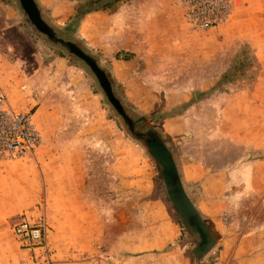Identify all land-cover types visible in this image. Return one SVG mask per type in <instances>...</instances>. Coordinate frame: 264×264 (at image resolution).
<instances>
[{
    "label": "rangeland",
    "instance_id": "374dc122",
    "mask_svg": "<svg viewBox=\"0 0 264 264\" xmlns=\"http://www.w3.org/2000/svg\"><path fill=\"white\" fill-rule=\"evenodd\" d=\"M40 1L50 38L30 24L20 0H0V85L12 107L35 113L41 136L34 158L0 166V264L27 256L13 234L23 217L46 222L57 264H232L220 252L223 235L191 201L216 242L200 261L193 256L195 241L157 163L78 54L105 71L125 115L156 133L180 178L200 170L197 181H181L189 198L208 203L202 184L225 168L226 153L234 165L264 160V0H235L228 22L207 31L191 30L174 0H120L81 19L95 0ZM230 138L245 142L231 146ZM74 154L77 202L63 198H73L66 182ZM253 185L262 192L243 195L238 217L263 220L264 176ZM234 216L222 209L215 221L224 231Z\"/></svg>",
    "mask_w": 264,
    "mask_h": 264
},
{
    "label": "crops",
    "instance_id": "0c3cea01",
    "mask_svg": "<svg viewBox=\"0 0 264 264\" xmlns=\"http://www.w3.org/2000/svg\"><path fill=\"white\" fill-rule=\"evenodd\" d=\"M42 3L44 4V1H42ZM38 4L40 7L42 6L40 0H38ZM6 6L14 11L12 3L7 4ZM34 116L35 113L33 115V122L36 126V119H34ZM229 140L231 144L229 142L228 144L231 146L234 141H237L233 138H230ZM244 142L245 139L242 138L240 143L235 142L234 144L238 146ZM229 154H225V168L209 173L207 180L202 184L204 190L211 197L207 200L208 203L202 202L198 198L189 199H191L203 217H209L212 219L215 231L223 235L224 240H222L223 242L220 251L222 257H231L233 259L232 264H237L238 260L240 261V264H264V219L259 220L251 216L238 217L242 209H244V204L240 200L243 195L258 194V192H262L254 187L253 180L256 177L264 176V160L250 163L246 158H240V160L234 165L233 162L237 159L235 158L234 160L232 157L229 158ZM70 158L72 163L67 167L70 168L73 176L66 182V184L72 187L71 193L73 194V198H68L64 195L63 198L77 202V200H79L81 186V176L79 177L81 172V159L75 154L71 155ZM193 170L194 172L189 175V178L186 176L187 172L182 171L181 179L183 180V183L187 179L197 181L203 177L198 168ZM67 199L66 201H68ZM222 209L230 210L231 214L233 211L235 213L233 219L231 218L232 222L228 225L227 229H224V231H222L221 226L215 221V217L217 218L218 214L222 212ZM64 233L65 237H67L68 234H71L70 231H65ZM56 238H58V236H56Z\"/></svg>",
    "mask_w": 264,
    "mask_h": 264
},
{
    "label": "built area",
    "instance_id": "2783aa9c",
    "mask_svg": "<svg viewBox=\"0 0 264 264\" xmlns=\"http://www.w3.org/2000/svg\"><path fill=\"white\" fill-rule=\"evenodd\" d=\"M183 11L187 26L193 31L220 28L231 16L235 0H174ZM41 136L30 111L12 107L0 85V166L12 160L35 157ZM13 234L26 251V258L18 264H57L55 252L50 248L46 222L35 223L26 217L13 226ZM89 264H112L92 261Z\"/></svg>",
    "mask_w": 264,
    "mask_h": 264
},
{
    "label": "water",
    "instance_id": "95a60500",
    "mask_svg": "<svg viewBox=\"0 0 264 264\" xmlns=\"http://www.w3.org/2000/svg\"><path fill=\"white\" fill-rule=\"evenodd\" d=\"M20 2L35 28L42 33H48V27L41 20L39 9L34 0H20ZM78 55L83 57L81 53ZM83 59L98 77L103 90L111 97L109 84L103 73L89 58L83 57ZM133 127L136 135L143 139L149 155L157 163L168 199L195 241L192 254L197 261H200L214 247L215 239L200 220V216L187 196L173 157L164 143L143 121H136Z\"/></svg>",
    "mask_w": 264,
    "mask_h": 264
},
{
    "label": "flooded vegetation",
    "instance_id": "af4514ba",
    "mask_svg": "<svg viewBox=\"0 0 264 264\" xmlns=\"http://www.w3.org/2000/svg\"><path fill=\"white\" fill-rule=\"evenodd\" d=\"M21 7V6H20ZM22 9V8H21ZM23 10V9H22ZM24 12V11H23ZM40 12V11H39ZM25 13V12H24ZM27 16V15H26ZM40 18H41V20L43 21V19H42V15H41V12H40ZM28 20H29V18H28ZM29 22H30V24L35 28V26L32 24V22L29 20ZM44 22V21H43ZM47 26V25H46ZM36 29V28H35ZM39 33H42V32H40L39 31ZM43 35H45V36H49V32L48 33H42ZM82 54V56L83 57H87V58H89L90 60H93V59H91L88 55H84L83 53H81ZM78 57H80L81 59H83V57H81L80 55L78 56ZM83 61H84V59H83ZM86 64H88L86 61H84ZM93 62H95V61H93ZM96 64V63H95ZM97 65V64H96ZM98 68V70L99 71H101L102 73H103V75H104V77L106 78V80H107V82H108V84H109V88H110V96L111 97H109L108 95H107V93L102 89V91L104 92V94H105V96H106V98H107V100L109 101V103L114 107V109L117 111V113L119 114V116H120V118L122 119V120H124L125 122H126V124H127V126H128V128H129V131L132 133V135H134L133 134V131H132V129H131V125H133L136 121H134V120H132V118H130V117H128V116H126L125 115V113H124V108L122 107V104L120 103V101H119V99L116 97V95H114V93L112 92V90H111V88H112V86H111V82H110V79H109V77H107V75H106V73H105V71H103L102 69H100L99 67H97ZM110 99H113L114 100V103L116 104L115 106L112 104V102H111V100ZM135 136V135H134ZM136 137V136H135ZM184 225V224H183ZM184 227H185V225H184ZM186 228V227H185ZM187 229V228H186ZM188 231V230H187ZM189 232V231H188Z\"/></svg>",
    "mask_w": 264,
    "mask_h": 264
},
{
    "label": "trees",
    "instance_id": "16d2710c",
    "mask_svg": "<svg viewBox=\"0 0 264 264\" xmlns=\"http://www.w3.org/2000/svg\"><path fill=\"white\" fill-rule=\"evenodd\" d=\"M120 0H95V1H92L91 3H90V6L88 7V8H85L84 10H82L78 15L79 16H77L76 15V17L75 18H77L78 17V19H81L83 16H85V15H87V14H89V13H91V12H95V11H99V10H102V11H106V10H110V9H112V8H114L115 7V5L116 4H118V2H119ZM24 11V10H23ZM25 12V11H24ZM26 14V13H25ZM27 15V14H26ZM29 18V17H28ZM29 20H30V18H29ZM72 20V19H71ZM49 38L50 37H53V34L49 31V36H48ZM58 42L59 43H62L64 46H66L70 51H74L73 50V48H75L74 47V45L73 44H71V43H68V42H63V41H60V40H58ZM125 60H129V59H127V57L126 58H124ZM131 127V129H132V131H133V134L137 137V135H136V133H135V131H134V127H133V125H131L130 126ZM143 140V139H142Z\"/></svg>",
    "mask_w": 264,
    "mask_h": 264
},
{
    "label": "bare ground",
    "instance_id": "6f19581e",
    "mask_svg": "<svg viewBox=\"0 0 264 264\" xmlns=\"http://www.w3.org/2000/svg\"><path fill=\"white\" fill-rule=\"evenodd\" d=\"M111 100V102L114 104V106L116 105L115 103H114V100L113 99H110Z\"/></svg>",
    "mask_w": 264,
    "mask_h": 264
}]
</instances>
